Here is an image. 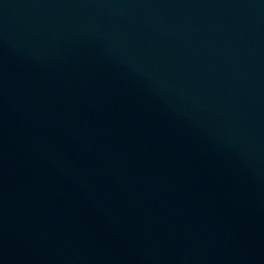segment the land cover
<instances>
[{"label":"water","instance_id":"obj_1","mask_svg":"<svg viewBox=\"0 0 264 264\" xmlns=\"http://www.w3.org/2000/svg\"><path fill=\"white\" fill-rule=\"evenodd\" d=\"M0 264H264V0H0Z\"/></svg>","mask_w":264,"mask_h":264}]
</instances>
